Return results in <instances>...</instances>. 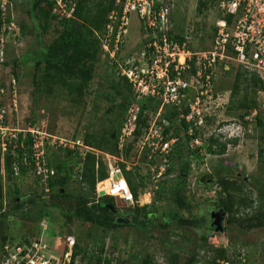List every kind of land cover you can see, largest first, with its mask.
I'll list each match as a JSON object with an SVG mask.
<instances>
[{
  "label": "rangeland",
  "instance_id": "rangeland-1",
  "mask_svg": "<svg viewBox=\"0 0 264 264\" xmlns=\"http://www.w3.org/2000/svg\"><path fill=\"white\" fill-rule=\"evenodd\" d=\"M162 1L172 5L173 25L176 22L183 24L184 32L191 37V46L206 47L210 45L213 30L217 27L221 17V8L218 3L209 2L208 7L200 13L198 9L200 0ZM31 3V0H0V21L2 22L0 51L3 49L5 52L4 66L0 60V81L6 82L13 70L18 77V80L16 79L17 92L15 93L18 101L17 111L0 121V136L3 139L5 135L1 133L8 135L13 131L26 132L28 128L33 127L48 137V152L51 160H55L53 153H57L59 150L57 146L51 144L53 140L83 141L89 133L100 136L107 130L116 129L122 121L120 107L122 98L116 96L115 88H113L115 80L113 78L118 77L117 73L112 71L114 64L103 55L95 64L96 72L89 90L85 93L84 104L72 103L65 92L58 89L49 97L46 95L36 96L39 101L38 120L34 126H31L33 103L36 99L34 76L38 61L43 59L42 46H47L53 41L58 22L61 20L57 18L56 21H52L49 31L43 32L41 28L43 23L38 24V21H35L30 14ZM8 19H10L9 22ZM128 29L127 50L135 51L136 45L142 39L139 20L135 15L131 17ZM38 34H41V38ZM2 41L4 47L1 46ZM241 68L243 67L241 66ZM249 72L254 71L250 70ZM235 74L236 72L225 78L219 76L218 84L220 83L219 87L221 86L219 88L221 97L218 100L219 103L218 101L216 103L218 105L227 104L220 109L212 104L211 116L208 117L202 134L204 139H207L219 124L230 123L235 126L234 129L232 127L233 136L231 138L237 139L238 144L228 143L226 154L223 156L207 155L201 164L196 160L192 161V171L187 179L185 196L191 203L194 220H197L193 227H173L163 231L155 228L145 231L124 227L108 231L95 225L82 223L69 215L79 195H88L90 200L93 198L87 192L88 188L84 187L80 180L74 179L68 184L66 191L69 198L67 201L59 202V208L51 206L45 210L42 201L49 202V195L45 193L47 184L42 180H37L34 173H30L22 180H15V184L22 194L20 198H24L25 205L18 216L15 214L16 216L10 219L9 228H7L9 237L16 240V243L23 242L25 236L32 242L40 237L42 243L48 246L47 253L59 256L62 260L64 259L66 264L70 260V252L66 253L64 249H70L73 245V241L69 240V237L76 238L80 245L86 247L90 253L93 250L97 252L98 249L94 248L95 244L100 245L104 242L105 256L111 258L113 264H140L141 259L147 255L153 256L159 264H169L168 259L173 254L179 255V262L184 264L191 257L190 252L200 244L203 228L201 211H203L206 213L203 214L206 217L205 228H213V230L209 233L206 246L201 252L202 259H209L213 249L224 247L229 249L230 259L236 257L241 258L245 264H264V227L246 229L241 226L242 217L246 216L242 214L247 213L252 216L258 211L264 210V134L256 123L257 116H261L264 121V89L254 97L257 101L256 110L247 114L245 111H228L227 105L230 102ZM257 75L264 82V72L257 73ZM115 81L122 84V80ZM115 97L116 100L112 101ZM243 115L245 116L242 117ZM139 141L132 140L125 144L122 150H128L126 160L122 156L120 158L112 156L116 159H112V161L118 165L125 161L127 169L137 168L147 178L145 180L147 188L144 193L140 192L134 205L130 207L149 206L159 220H164L165 214H168L173 208L171 195L169 192L166 195L158 194L156 186L159 182L168 180L166 185L169 187L178 175V169L168 178L154 176L153 171L150 172L144 161L146 150L141 149ZM221 141L227 142L226 139H221ZM86 151L94 152L102 157L106 166L111 161L106 153L92 148ZM75 160L77 159L75 158ZM70 163H73L72 160ZM221 180L223 182L225 180L236 181L243 185V195L254 201V208L248 209L247 212H242L241 208L240 216L226 213L223 220L224 230L216 232L212 227L211 216L219 210L221 205ZM0 184L3 188V194L0 195L3 198L1 201L5 206L13 198V196L10 198L6 193L8 185L13 188L15 186L5 178V175H2ZM98 184L96 194L101 196L102 191L99 190ZM32 201L38 203L33 204ZM10 204L14 205L13 202ZM119 207L121 214H123L124 208H129V206ZM32 208L34 212H29ZM22 213H26V217ZM48 213L49 216H46L45 214ZM185 216L188 217V211ZM44 225L47 226L48 231L41 235ZM50 230L51 234H49ZM87 262V259L83 260L78 257L75 264H87Z\"/></svg>",
  "mask_w": 264,
  "mask_h": 264
},
{
  "label": "trees",
  "instance_id": "trees-1",
  "mask_svg": "<svg viewBox=\"0 0 264 264\" xmlns=\"http://www.w3.org/2000/svg\"><path fill=\"white\" fill-rule=\"evenodd\" d=\"M32 3L30 14L38 24L42 22L41 28L43 32L47 33L51 27V22L56 21L58 16L53 14L54 2L50 0H31ZM162 1V0H158ZM222 0H200L199 11L200 13L204 8L208 7L209 2L213 4L218 3L220 5ZM158 4H160L158 2ZM116 6V0H78L76 2V8L71 18H63L58 22L56 28L55 38L47 45L42 46L43 61H38V67L34 76V94L35 97L39 95L52 96L56 89L61 92H65L66 96L74 104H84L85 93L89 90L93 76L95 75V64L103 56V50L101 46L100 36L104 33L106 24L109 22V14ZM1 14V13H0ZM222 18V16L220 17ZM229 25L233 24V16L227 17ZM10 19H8V22ZM174 20L172 19V22ZM2 22L0 21V28ZM23 29V27H22ZM213 36L211 43L214 39L217 27L213 30ZM178 34L185 36L184 26L181 22H176L173 25L172 34ZM41 38V34H38ZM129 36V34H128ZM127 36V37H128ZM127 40L124 43V52L120 54L119 60L122 58L127 59L133 55V51L127 50ZM210 43V44H211ZM201 49H205L208 46H199ZM109 60V59H108ZM5 62L2 64L4 66ZM229 70H224V63L219 67L217 71V77L215 81V95L220 94L219 79L230 76L236 72L234 78V84L231 90L230 102L227 105L228 111L237 112L245 111L246 114L250 111L256 110L257 101L255 95L264 89L263 79L255 72H249L241 65L235 62H230ZM114 72H116V64L112 66ZM236 68H239L236 70ZM114 72L112 74L114 75ZM15 78L18 80L15 70L12 71ZM122 80V84L115 80ZM113 88H115L116 96L122 98L120 103L122 121L118 124L116 129L107 132L100 136H95L92 133L87 134L84 139V145L88 148L95 149L99 152L106 153L110 156L120 158L124 157V160L128 158V150H122L119 148V137L122 127L124 125L126 113L132 104L139 105L141 112L138 121V128L129 141H139L142 136V128L146 127L148 120L144 117V112L156 113L159 108V102L152 99H138L133 93L132 86L126 77H114ZM6 86V82L0 81V90ZM112 100V99H111ZM116 100V97L112 101ZM39 109L38 98L34 99L31 126L37 123ZM180 111L167 107L163 112L159 124L164 128L163 133L168 137H177L179 140L173 146L170 155L168 156L169 163L165 168L162 178H168L173 175L178 169V175L173 180L172 184L167 187L168 180L159 182L157 187V193L166 195L167 192L171 195V204L173 208L170 209L168 214H165L164 220H159L155 213L149 206L144 207H130L124 208L123 214L119 211V206L115 200V197L111 196H98L96 194V186L98 183L106 182L109 180L108 168L103 161L102 157L98 156L94 152H85V155H81L79 150H70L58 146V152L53 153L55 160H51L50 153L47 147V161L48 165L55 170V175L51 177L46 183L45 193L49 195V202H44V208H59L58 204L61 201H67L69 195L66 191L68 184L74 179L80 180V183L84 187L88 188L90 197L79 195L76 198V204L70 214L74 219L81 221L82 223H88L90 225L98 226L104 230L115 231L124 227L136 228L141 230H150L155 228L158 230H167L173 227H193L197 220H194V215L191 213V203L187 201L185 196L187 179L192 171V161L196 160L197 163L207 155L223 156L226 154L228 143L238 144L237 139L225 138L227 142L221 141L224 138L223 135L216 137L212 135L205 141L204 155H199L195 151H191L188 146L190 139L198 136H204L201 129H194L192 136L188 134L190 124L185 120H180ZM243 115L242 117H244ZM208 120V118H207ZM257 126L264 134V121L261 116L256 118ZM204 133V130H203ZM204 138V137H203ZM4 145V146H3ZM75 158L77 160H75ZM72 160V164L70 163ZM144 161L149 168L150 172L156 176L159 172L160 166L163 164L162 159L159 156H155L152 159H148V153ZM78 166V168H77ZM119 167L127 180L131 192L135 201L137 200L140 192L145 191L147 188L146 177L137 168L127 169L125 161L119 163ZM77 168V170H76ZM35 173V164L33 160V138L29 132H18L17 138L11 139L6 135L3 139L0 136V181L2 175L8 181H11L14 188L8 185L7 195L11 198V201L7 205H3V198L0 196V259L2 257V250L6 244L11 246L24 244H30L32 241L28 237L23 238V242L16 243V240L9 237V222L10 219L15 217L24 208V198L18 190L16 179L22 180L28 174ZM37 177V180L41 181V178ZM222 182V183H221ZM220 186V199L221 205L219 210L223 209L230 215H239V213L247 212L248 209L254 208V201L243 195L244 186L236 181L221 180ZM46 189L49 191L46 192ZM3 194V188L0 184V195ZM5 194V191H4ZM28 195V194H27ZM26 195V196H27ZM5 196V195H4ZM19 198V199H18ZM13 202L14 205L10 203ZM33 204L38 202L32 201ZM122 208V207H121ZM242 208V209H241ZM188 211V217L185 216ZM29 212H34L33 208ZM202 213V232L201 241L198 247L193 249L190 254L191 257L184 264H197L200 261H205L208 264H216V259L224 260L230 264H237L240 259L234 257L230 259L229 249L220 247L213 249L212 255L209 259L203 258L201 252L203 247L206 246V242L209 233L213 230L206 229V217ZM26 217V213H22ZM49 216L48 214H45ZM242 217L241 226L246 229H253L264 227V210L258 211L256 214L249 216L247 213ZM238 216V217H239ZM17 218V217H16ZM159 223L157 224V222ZM51 222V220H49ZM10 230V229H9ZM46 231H41L46 233ZM52 233H55L52 231ZM51 234V230L50 233ZM40 237H38L39 239ZM73 241L71 261L69 264H75L78 257L81 259H87V264H113V260L105 256V243L100 245L95 244L94 248L98 249L97 252L92 251L90 253L86 247L80 245L76 238H68ZM12 241V242H11ZM15 241V242H14ZM67 249H64L66 252ZM205 253V252H204ZM208 253V252H207ZM239 256V255H238ZM179 255L173 254L169 257V264H181L179 262ZM140 264H159L155 261L154 257L147 255L141 259Z\"/></svg>",
  "mask_w": 264,
  "mask_h": 264
},
{
  "label": "built area",
  "instance_id": "built-area-1",
  "mask_svg": "<svg viewBox=\"0 0 264 264\" xmlns=\"http://www.w3.org/2000/svg\"><path fill=\"white\" fill-rule=\"evenodd\" d=\"M50 1L54 2L53 14L63 19L73 16L78 0ZM219 6L222 18L217 23V32L212 43L205 49L191 46V37L187 33L185 36L172 34V5L158 0H116V6L109 14V22L100 36L103 55L116 64L118 76L127 78L136 98H149L159 102L156 113L144 112L148 124L142 128L141 142L139 141L141 149L147 151L148 159L155 156L162 159L163 164L156 175L157 178L162 176L169 163L168 156L179 140L177 137L166 136L163 126L159 124L162 112L167 107L180 111V120L190 124V136L195 128L201 129L203 133L207 118L211 116L212 104L219 109L227 104L218 105L221 94L215 95L219 67L224 63V70H229V63L235 62L246 70L259 74L264 72V0H222ZM133 15L139 20L142 39L136 45L133 55L119 60L120 54L127 52L124 50V43ZM229 16H233L231 25L227 19ZM0 60L1 64L5 62L3 49L0 51ZM16 92L17 80L11 71L6 86L0 90V121L17 111ZM140 112L141 107L136 104H132L128 109L119 137L120 149L133 138L139 126ZM232 127L235 128L230 123L219 124L210 136L223 135V139L231 138ZM18 132L20 131H13L8 136L11 139L17 138ZM26 132L33 138L35 173L47 183L55 175V170L48 165L46 157L48 137L33 127L28 128ZM1 134L6 136L5 133ZM51 144L79 150L81 155H85L89 149L81 140L55 139ZM204 145L205 141L201 135L188 142L189 149L201 156L205 152ZM108 157L111 160L107 165L111 183L109 189L104 191L105 195L118 197L127 205H133L135 199L122 170L112 161L115 158L109 155ZM48 191L46 189V192ZM43 230L46 231L47 226L44 225ZM72 247L66 251L70 252L67 264L71 261ZM47 250L48 246L42 243L41 238L23 246L6 244L2 250L0 264H66L64 259L47 253ZM239 259L237 264H245ZM197 264L208 263L200 261ZM216 264L230 263L216 259Z\"/></svg>",
  "mask_w": 264,
  "mask_h": 264
},
{
  "label": "water",
  "instance_id": "water-1",
  "mask_svg": "<svg viewBox=\"0 0 264 264\" xmlns=\"http://www.w3.org/2000/svg\"><path fill=\"white\" fill-rule=\"evenodd\" d=\"M177 38L182 39V37H177ZM104 195H105V192L104 191L101 192V196H104ZM115 200H116L118 206H123V207L127 206V204L122 202L120 200V198L116 197ZM225 214H226V212L223 209H220L211 216L212 227L215 228L216 232H220V231L224 230L223 229V220H224Z\"/></svg>",
  "mask_w": 264,
  "mask_h": 264
},
{
  "label": "bare ground",
  "instance_id": "bare-ground-1",
  "mask_svg": "<svg viewBox=\"0 0 264 264\" xmlns=\"http://www.w3.org/2000/svg\"><path fill=\"white\" fill-rule=\"evenodd\" d=\"M110 183H111V179H109V181L99 183L98 185L99 190L100 191L108 190L110 187Z\"/></svg>",
  "mask_w": 264,
  "mask_h": 264
},
{
  "label": "crops",
  "instance_id": "crops-1",
  "mask_svg": "<svg viewBox=\"0 0 264 264\" xmlns=\"http://www.w3.org/2000/svg\"><path fill=\"white\" fill-rule=\"evenodd\" d=\"M99 185V184H98Z\"/></svg>",
  "mask_w": 264,
  "mask_h": 264
}]
</instances>
